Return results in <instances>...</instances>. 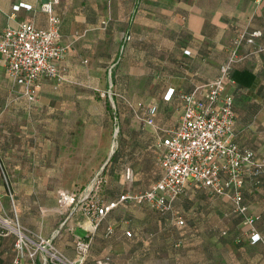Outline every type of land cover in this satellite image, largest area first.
<instances>
[{
    "label": "crops",
    "instance_id": "0c3cea01",
    "mask_svg": "<svg viewBox=\"0 0 264 264\" xmlns=\"http://www.w3.org/2000/svg\"><path fill=\"white\" fill-rule=\"evenodd\" d=\"M44 1L0 0V35L21 21L46 28ZM54 13L65 48L56 61L61 80L42 77L35 101L8 76L0 54V211L13 207L23 225L67 252L92 222L82 206H60L58 192L79 194L100 174L96 195L107 202L157 181L160 141L183 113L180 94L206 88L239 30H261L264 45V0H60ZM254 47H241L226 91L234 95V140L262 159L264 49ZM126 99L142 103L154 125L135 118ZM192 185L200 186L191 183L182 195ZM253 188L260 186L249 172L246 202ZM7 240L0 236L2 264Z\"/></svg>",
    "mask_w": 264,
    "mask_h": 264
},
{
    "label": "built area",
    "instance_id": "2783aa9c",
    "mask_svg": "<svg viewBox=\"0 0 264 264\" xmlns=\"http://www.w3.org/2000/svg\"><path fill=\"white\" fill-rule=\"evenodd\" d=\"M60 0H46L42 9L48 13V25L39 28L31 21H21L17 26H7L0 35V54L6 65L8 76L23 88L29 100H36V89L42 77L61 80L56 61L65 56V48L60 44V18L54 13V5ZM261 1V0H258ZM25 7L31 8L29 4ZM19 5L17 6V8ZM262 35L261 30L246 28L237 32L226 60L220 65L219 73L204 90L196 88L183 92V113L179 122L168 129L162 137L160 146L163 152L160 161L164 172L145 190H126L116 199L103 201L96 196L105 181L97 174L77 194L67 190L58 192L60 206H77L84 208L86 216L96 229L111 209L126 203L146 204L161 213L171 212L174 201L192 184L208 188L217 195L226 196L231 202L232 211L242 216L249 228L251 242H264V233L256 228L259 214L249 212V205L243 201V190L250 172L254 185L260 183L259 176L264 169V158L259 160L255 153L241 147L235 140L234 95L226 91L227 81L231 77L233 67L243 56L240 49L243 45H255L254 51L264 49L257 43ZM130 34L126 39H130ZM112 91L109 92L110 97ZM126 102L135 118L144 124L154 125L150 111L142 109V103ZM119 128L115 127V136ZM125 178L132 182L133 169L125 168ZM171 219L177 224H184L185 219ZM91 229V227H90ZM89 229V230H90ZM114 233V227L108 225L105 236ZM131 235V231L126 232ZM14 237L15 264H83L91 245L85 236L75 239L78 253L76 260H71L60 248L56 247L52 238L23 225L16 214L0 211V236ZM99 264H110V258L99 260Z\"/></svg>",
    "mask_w": 264,
    "mask_h": 264
},
{
    "label": "rangeland",
    "instance_id": "374dc122",
    "mask_svg": "<svg viewBox=\"0 0 264 264\" xmlns=\"http://www.w3.org/2000/svg\"><path fill=\"white\" fill-rule=\"evenodd\" d=\"M261 185L264 186V178ZM262 186L252 189L247 203L250 213L261 214L262 220L256 228L264 233ZM10 209L14 215L15 209ZM232 212L226 196H217L195 185L175 200L171 212L161 213L146 204H123L96 229L91 225L85 235L91 245L83 264H99L106 257L110 258V264H264V243L251 244L250 231L242 216ZM171 213L175 218L185 219V223H175ZM108 224L114 227L110 237L105 236ZM128 230L131 235L126 233ZM6 238L5 260L7 264H14V238ZM73 245L67 247L71 251L60 249L76 260L75 240Z\"/></svg>",
    "mask_w": 264,
    "mask_h": 264
},
{
    "label": "trees",
    "instance_id": "16d2710c",
    "mask_svg": "<svg viewBox=\"0 0 264 264\" xmlns=\"http://www.w3.org/2000/svg\"><path fill=\"white\" fill-rule=\"evenodd\" d=\"M238 143V142H237ZM239 144V143H238ZM241 147H243V148H246V147H244L243 145H241V144H239ZM248 149V148H247ZM254 152V151H253ZM255 153V152H254ZM263 159V158H262ZM259 160H261V159H259ZM263 172H264V169H263ZM263 172H262V174L259 176V179H260V183L258 184V185H254V186H262L261 184L263 183ZM254 178H253V182H254ZM208 189V188H207ZM209 190V189H208ZM211 191V190H210ZM212 192V191H211ZM214 193V192H213ZM215 194V193H214ZM217 195V194H216ZM262 195H264V190H263V193H262ZM217 196H221V195H217ZM229 201V200H228ZM243 201H244V203L245 204H247L248 205V203L245 201V191L243 190ZM230 202V201H229ZM230 205H231V202H230ZM121 206V205H120ZM119 207V206H118ZM118 207H115V208H118ZM115 208H113V209H115ZM113 209H111L110 210V212L113 210ZM231 210H232V208H231ZM110 212L108 213V215L110 214ZM233 214H236V213H234V212H232ZM239 215V214H238ZM260 215V219L259 220H257V222H256V224L258 223V222H260L261 220H262V216H261V214H259ZM108 225H112V224H108ZM107 225V226H108ZM106 226V227H107ZM105 230H106V228H105ZM114 234V233H113ZM112 234V235H113ZM111 235V236H112ZM2 237H12V236H10V235H8V236H2ZM110 237V236H109ZM14 238V237H13ZM249 242H251V240H250V238H249ZM258 242H262V241H256V242H251V243H258ZM264 243V242H263ZM1 255H2V250H1V247H0V259H1ZM16 255V254H15ZM13 262H14V264H15V257H14V259H13ZM26 263L27 264H29L30 262H29V260H27L26 261ZM31 264V263H30ZM49 264H54V263H49Z\"/></svg>",
    "mask_w": 264,
    "mask_h": 264
}]
</instances>
